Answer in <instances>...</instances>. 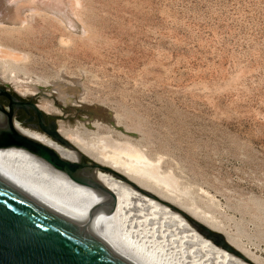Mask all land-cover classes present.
<instances>
[{
	"label": "rangeland",
	"instance_id": "rangeland-1",
	"mask_svg": "<svg viewBox=\"0 0 264 264\" xmlns=\"http://www.w3.org/2000/svg\"><path fill=\"white\" fill-rule=\"evenodd\" d=\"M1 2L0 86L81 98L68 128L134 146L173 185L139 181L264 264V0Z\"/></svg>",
	"mask_w": 264,
	"mask_h": 264
},
{
	"label": "bare ground",
	"instance_id": "bare-ground-1",
	"mask_svg": "<svg viewBox=\"0 0 264 264\" xmlns=\"http://www.w3.org/2000/svg\"><path fill=\"white\" fill-rule=\"evenodd\" d=\"M53 2L54 0H7L6 7L11 10L20 5L26 9L32 4L50 5ZM1 3L0 0V8ZM3 14V11L0 12V19H6L2 17ZM31 89L35 90L34 87ZM56 89L55 95L59 101L68 99L63 87L56 86ZM40 107L46 112L51 111L48 106ZM14 126L24 135L48 145L62 158L79 161L78 152L54 141L45 133L23 128L17 122H14ZM58 127L60 134L82 153L121 171L151 192L156 191L146 187L136 177L147 182L159 180L165 187L173 185L172 178L159 176L157 166L149 163L131 144L118 143L109 135L98 136L96 141L89 143L76 130L62 124ZM96 174L98 180L116 197V207L111 213H104L100 209L106 202L104 195L74 181L39 156L21 148H0V175L64 218L88 229L101 242L136 264H248L214 246L184 217L169 207L138 192L111 174ZM158 196L165 199L159 194Z\"/></svg>",
	"mask_w": 264,
	"mask_h": 264
},
{
	"label": "water",
	"instance_id": "water-1",
	"mask_svg": "<svg viewBox=\"0 0 264 264\" xmlns=\"http://www.w3.org/2000/svg\"><path fill=\"white\" fill-rule=\"evenodd\" d=\"M13 4H8L10 6ZM24 11V10H23ZM12 22L0 19L1 24ZM14 24V23H10ZM7 95L10 110L0 125V148H21L48 162L52 167L67 174L74 181L86 185L106 197L100 208L111 213L116 207L115 195L97 178V172H105L124 181L138 192L160 202L177 212L205 239L248 264H257L236 248L226 236L191 216L172 202L161 198L140 186L134 180L114 168L103 165L68 141L54 124L43 127L45 135L61 145L79 153V161L62 158L54 149L18 131L12 120L14 106L25 107L0 88V95ZM41 116L42 111L30 104ZM95 109L107 113V122L116 128L114 116L104 107ZM125 131V130H124ZM100 211V210H99ZM0 264H136L101 242L83 226L67 219L33 197L31 194L0 175Z\"/></svg>",
	"mask_w": 264,
	"mask_h": 264
},
{
	"label": "flooded vegetation",
	"instance_id": "flooded-vegetation-1",
	"mask_svg": "<svg viewBox=\"0 0 264 264\" xmlns=\"http://www.w3.org/2000/svg\"><path fill=\"white\" fill-rule=\"evenodd\" d=\"M0 88L4 89L6 93L12 96L15 100L20 101L25 104V107L14 106L12 113L13 122H17L21 127L26 129H31L32 131H37L40 133H45L43 127H50L51 124L56 126V129L59 131V125L61 121H66L68 123L64 124L66 127H70L71 123L75 118L80 116L81 112L86 111V113H90L89 108L82 104H70L73 102L82 103L81 98L76 99L75 94H69L66 92L68 99L66 101H58L55 97L54 91H52L53 102L56 104L57 109H52L54 112H46L44 111L39 103L37 97H27L21 98L16 96L13 91L8 88L0 86ZM69 89V88H68ZM15 91V90H14ZM44 94V93H43ZM11 100L7 95H0V125H2L6 119V113L10 110ZM65 103V104H64ZM30 104H35L41 111L42 114L39 116L34 109L30 106ZM60 110V113H59ZM61 111L65 114H61ZM91 117H89L90 119Z\"/></svg>",
	"mask_w": 264,
	"mask_h": 264
}]
</instances>
